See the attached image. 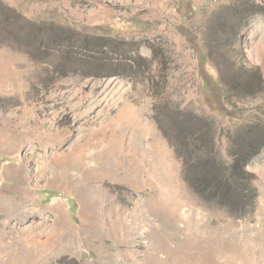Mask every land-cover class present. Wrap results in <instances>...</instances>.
<instances>
[{
	"label": "rangeland",
	"instance_id": "1",
	"mask_svg": "<svg viewBox=\"0 0 264 264\" xmlns=\"http://www.w3.org/2000/svg\"><path fill=\"white\" fill-rule=\"evenodd\" d=\"M259 74L264 0H0V264H264ZM190 120L251 191L190 186Z\"/></svg>",
	"mask_w": 264,
	"mask_h": 264
},
{
	"label": "trees",
	"instance_id": "2",
	"mask_svg": "<svg viewBox=\"0 0 264 264\" xmlns=\"http://www.w3.org/2000/svg\"><path fill=\"white\" fill-rule=\"evenodd\" d=\"M259 78L264 83L260 74ZM256 118V116L254 119L244 118V121L240 123L249 128L246 133H259V124ZM263 131L264 129L262 128L259 137V153L264 145ZM165 136L167 137L166 133ZM178 136L182 147L188 150L184 167L185 172L190 169H196L198 166H202L204 169L202 172L195 171V176L189 179L188 182L193 189L196 190L199 187V190L203 189L204 192L207 191L210 199L211 197L218 198L224 203L230 201L232 194L238 193L237 196H240L245 190L251 191L249 183L246 182L249 175L247 167L255 154H251V152L246 154L247 151L245 150H243V153H238L231 147H226L223 154L222 150L217 146L215 136L202 132L194 120L186 122L181 127ZM199 190L197 191L200 192ZM220 205L235 213L231 205L223 203H220ZM246 212L247 209H243L242 213Z\"/></svg>",
	"mask_w": 264,
	"mask_h": 264
},
{
	"label": "bare ground",
	"instance_id": "3",
	"mask_svg": "<svg viewBox=\"0 0 264 264\" xmlns=\"http://www.w3.org/2000/svg\"><path fill=\"white\" fill-rule=\"evenodd\" d=\"M65 97H67L68 99V104L69 105H71V108H74V106H75V108H77L78 106H79V103H77V102H73L74 100H75V96H76V93H75V91H70L69 93H67V94H69L68 96H66L67 94L66 93H62ZM64 97V98H65ZM113 95L112 94H105V90L104 89H102L101 91H99V92H97V96H96V98H94V100H92V99H90V101H89V103H88V105L86 106V108H85V110H83V112L81 113V115H80V117L82 116V115H86V113L88 112V111H90L93 107H94V105L96 106V105H98V104H101V103H105V105L106 104H109L110 103V101H113ZM109 106V105H108ZM51 109H53V107H51ZM106 110L105 109H102L100 112H99V115H102L104 112H105ZM76 116V115H75ZM87 116V115H86ZM85 117V116H84ZM91 123H93V122H91L90 121V119H86L81 125H80V128H83V126H88V125H90ZM38 169H41V168H37V169H35V172H37L38 171Z\"/></svg>",
	"mask_w": 264,
	"mask_h": 264
}]
</instances>
